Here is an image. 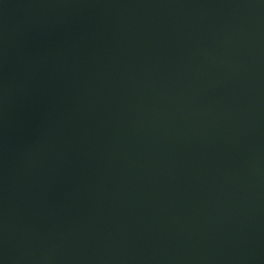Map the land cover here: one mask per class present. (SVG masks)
Segmentation results:
<instances>
[{
    "label": "water",
    "instance_id": "95a60500",
    "mask_svg": "<svg viewBox=\"0 0 264 264\" xmlns=\"http://www.w3.org/2000/svg\"><path fill=\"white\" fill-rule=\"evenodd\" d=\"M0 264H264V0H0Z\"/></svg>",
    "mask_w": 264,
    "mask_h": 264
}]
</instances>
